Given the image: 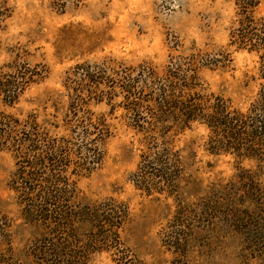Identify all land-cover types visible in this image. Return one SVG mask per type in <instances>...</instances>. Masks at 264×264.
<instances>
[{
  "label": "rangeland",
  "instance_id": "rangeland-1",
  "mask_svg": "<svg viewBox=\"0 0 264 264\" xmlns=\"http://www.w3.org/2000/svg\"><path fill=\"white\" fill-rule=\"evenodd\" d=\"M6 3L11 13L0 32V67L27 63L43 76L14 108L5 110L20 119L33 114L45 128L46 122L62 123L68 108L65 79L78 64L106 61L111 66H134L145 62L161 71L169 54H187L193 49L231 52L229 68L201 71L210 92L228 98L240 110H246L256 96L257 57L226 47L235 15L231 0ZM255 15L264 16V1ZM121 106V98L112 101L111 108L104 102L90 104L91 112L106 117L112 134L104 146L102 166L77 182L83 203L112 197L126 204L128 221L120 232L124 245L120 252L125 256L121 255L119 264H264V243L253 245L255 253L245 252L242 238L226 215L230 200L226 190L234 188L231 182L237 167L255 171L257 162L210 153L207 130L195 124L173 139L183 167L182 179L172 189L174 195L146 196L129 181L138 166L143 140L127 126L129 116ZM53 133L63 135L61 130ZM14 171L12 155L0 152V264H31L26 253L41 231L25 223L8 187ZM258 184L253 183L256 192L264 194V182ZM261 212L252 221L254 236L264 233V208ZM176 213L181 214L183 226L173 224ZM177 233L184 236L175 248ZM114 259L111 253H100L93 264H116Z\"/></svg>",
  "mask_w": 264,
  "mask_h": 264
},
{
  "label": "trees",
  "instance_id": "trees-1",
  "mask_svg": "<svg viewBox=\"0 0 264 264\" xmlns=\"http://www.w3.org/2000/svg\"><path fill=\"white\" fill-rule=\"evenodd\" d=\"M231 1L235 15L226 47L254 54L258 64V90L246 110L210 92L201 78L202 70L230 67L231 52L226 50L169 54L161 71L145 62L78 64L65 79L68 108L63 122H46V128L33 114L20 119L5 111L14 108L43 76L27 63L0 67V106L4 108L0 110V152L10 153L15 161L8 187L25 223L41 231L26 253L31 264H93L100 253H111L119 264L125 256L120 252L124 247L120 232L128 221L126 204L112 197L83 203L77 188L79 179L102 166L104 146L112 134L106 117L95 115L89 106L104 102L111 108L117 98L129 116L127 126L143 140L129 181L146 196L174 195L172 189L182 179L183 167L173 139L195 124L207 130L210 153L257 162L255 171L237 167L231 182L234 188L226 190L230 198L226 215L245 252L255 253L256 243H264V233L254 236L252 231L253 219L264 208V194L253 186L264 182V16L255 15L264 0ZM10 13L6 0H0V32ZM56 130L63 135L54 134ZM176 215L173 224L183 226L181 214ZM183 236H174L175 248Z\"/></svg>",
  "mask_w": 264,
  "mask_h": 264
}]
</instances>
